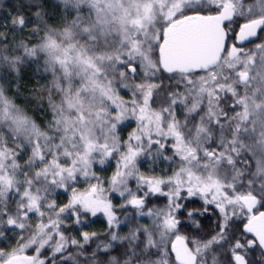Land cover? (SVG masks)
<instances>
[{"label": "snow or ice", "instance_id": "1", "mask_svg": "<svg viewBox=\"0 0 264 264\" xmlns=\"http://www.w3.org/2000/svg\"><path fill=\"white\" fill-rule=\"evenodd\" d=\"M0 264H264V0H0Z\"/></svg>", "mask_w": 264, "mask_h": 264}, {"label": "trees", "instance_id": "2", "mask_svg": "<svg viewBox=\"0 0 264 264\" xmlns=\"http://www.w3.org/2000/svg\"><path fill=\"white\" fill-rule=\"evenodd\" d=\"M6 2H8V3H11V2H12V0H6Z\"/></svg>", "mask_w": 264, "mask_h": 264}]
</instances>
